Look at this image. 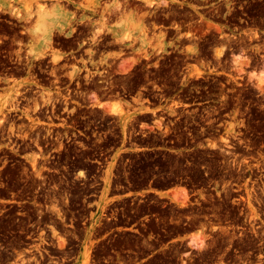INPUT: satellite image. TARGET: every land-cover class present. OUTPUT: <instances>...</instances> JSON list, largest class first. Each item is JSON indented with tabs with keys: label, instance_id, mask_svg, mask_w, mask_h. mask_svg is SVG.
I'll return each mask as SVG.
<instances>
[{
	"label": "rangeland",
	"instance_id": "374dc122",
	"mask_svg": "<svg viewBox=\"0 0 264 264\" xmlns=\"http://www.w3.org/2000/svg\"><path fill=\"white\" fill-rule=\"evenodd\" d=\"M248 21L194 29L200 63L134 65L67 171H0V264H264V0Z\"/></svg>",
	"mask_w": 264,
	"mask_h": 264
},
{
	"label": "flooded vegetation",
	"instance_id": "af4514ba",
	"mask_svg": "<svg viewBox=\"0 0 264 264\" xmlns=\"http://www.w3.org/2000/svg\"><path fill=\"white\" fill-rule=\"evenodd\" d=\"M249 5L250 0H22L0 8V171H67L66 160L88 149L89 130L102 126L91 119L93 111L104 109L99 102L116 103L122 96L133 101L140 93L137 73L129 72L134 65L147 71L155 63L185 68L202 62L203 39L192 31L209 25L211 37H222L235 24L242 29ZM191 39L197 50L190 55L185 42Z\"/></svg>",
	"mask_w": 264,
	"mask_h": 264
},
{
	"label": "crops",
	"instance_id": "0c3cea01",
	"mask_svg": "<svg viewBox=\"0 0 264 264\" xmlns=\"http://www.w3.org/2000/svg\"><path fill=\"white\" fill-rule=\"evenodd\" d=\"M159 148H162V147H151L149 149H159ZM159 191L162 192V194H159L158 193L159 196H162V197H166V198H170L171 199L176 194V192H178V187L171 186V187H167V188L161 189ZM125 194H127V193H125Z\"/></svg>",
	"mask_w": 264,
	"mask_h": 264
},
{
	"label": "bare ground",
	"instance_id": "6f19581e",
	"mask_svg": "<svg viewBox=\"0 0 264 264\" xmlns=\"http://www.w3.org/2000/svg\"><path fill=\"white\" fill-rule=\"evenodd\" d=\"M41 7V5H40ZM44 8V7H43ZM220 51V50H219ZM99 105L103 108H106L108 104H106L105 102L101 103L99 102ZM109 106V105H108ZM110 110L113 111V112H121V109H120V105L119 103H113L110 107ZM160 194H162V192H159Z\"/></svg>",
	"mask_w": 264,
	"mask_h": 264
}]
</instances>
